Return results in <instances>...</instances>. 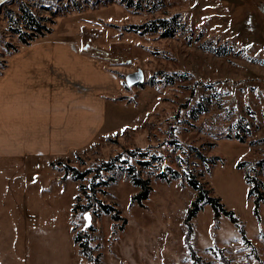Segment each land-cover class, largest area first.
Returning a JSON list of instances; mask_svg holds the SVG:
<instances>
[{
    "label": "rangeland",
    "instance_id": "1",
    "mask_svg": "<svg viewBox=\"0 0 264 264\" xmlns=\"http://www.w3.org/2000/svg\"><path fill=\"white\" fill-rule=\"evenodd\" d=\"M28 14L48 29L30 44L74 42L120 81V91L107 97L105 129L56 162L84 172L127 150L149 154L130 160L150 183L147 200H134L140 189L117 163L102 172L92 200L94 173L58 186L51 205L57 223L65 225L72 205L90 204L87 226L84 209L72 211V232L88 233L98 264H196L184 224L198 197L192 177L206 199L234 212L250 241L226 215L215 219L205 199L190 222L195 255L207 264H264V0H10L0 9V75L9 56L28 46L14 32L32 34ZM139 69L145 83L127 87L125 76ZM33 102L35 112H50ZM169 170L179 176L159 177ZM3 183L0 174V264H30L21 262L14 227L5 229L12 212L1 208ZM101 204L125 222L113 221ZM72 245V264H91Z\"/></svg>",
    "mask_w": 264,
    "mask_h": 264
},
{
    "label": "crops",
    "instance_id": "2",
    "mask_svg": "<svg viewBox=\"0 0 264 264\" xmlns=\"http://www.w3.org/2000/svg\"><path fill=\"white\" fill-rule=\"evenodd\" d=\"M119 91L118 78L69 40H41L7 59L0 75L1 208L12 212L5 229L11 225L21 239V262L72 264L69 245L79 252L74 205L64 226L51 213L57 187L71 180L63 181L51 163L85 149L105 129L107 97ZM35 100L50 112H35ZM25 201L32 208H25Z\"/></svg>",
    "mask_w": 264,
    "mask_h": 264
},
{
    "label": "trees",
    "instance_id": "3",
    "mask_svg": "<svg viewBox=\"0 0 264 264\" xmlns=\"http://www.w3.org/2000/svg\"><path fill=\"white\" fill-rule=\"evenodd\" d=\"M27 16H29L30 18V22H31V31L32 34L27 36V33H22V31H20L19 29L15 30L14 32L19 34L20 38H21V43H23V45H29L31 43L32 40H34L35 38H38L39 36H43L44 32L47 31V27L44 24H41L40 22H38L33 15L28 14ZM162 23V21H161ZM135 28V27H134ZM142 27L139 28H135V29H140ZM144 28V27H143ZM157 28L153 27L152 30H156ZM14 51H17V49H15ZM148 151H141L140 149H136L135 150H127L119 155H117L116 157H112L109 159V161H102V162H98V164L92 168H89L88 170L81 172L77 169H74L72 167H67L64 168L62 167L61 161H55L53 163H51V165L56 169H58L61 172H64V176L62 177V180H66L67 177L69 176V172L71 173V178L73 181H79L82 180L84 178H86V176H88L90 173H94V176L92 178V184L90 185V191L91 194L88 195L89 200H92L93 195L95 194V187L99 186L101 183L98 181L101 177H102V172L104 171H111L117 163H123V165H126V173L128 174V176L132 179L133 183L136 185V187H139L138 189H140L139 193L134 197V200L136 202H138V204H141L143 201L147 200L150 193H151V186L150 183L147 179H144L141 175H139V171L137 170L136 166L132 163H130L133 158L137 157V156H141L143 158H146L148 156ZM125 157V159H123ZM148 164V163H146ZM177 171L174 170H169V175L167 174H163L161 173L159 175V177L163 178V179H167L168 181L170 179H176L179 174H177ZM168 176V178H167ZM113 180V179H111ZM189 184L191 185V187L196 190L198 192V197L196 200L193 201L191 208L188 210L186 218H185V228H186V237H185V245L187 247V249L189 250V254H190V258L191 260H193L196 264H207L203 259H201L200 257H198L196 254V252L194 251V249L191 246V240H192V235H193V227L191 226V220L194 219L197 216V213L202 209V205H200L205 199H206V190L203 189L202 185L197 181L192 179V177L189 178ZM80 192L82 193L84 190L83 186L79 187ZM251 194V192H250ZM76 200H79V196L76 198ZM207 200V204H209L215 213V219H218L222 214L226 215L227 217H229L230 221L233 223V225L235 224L236 226L239 227V232L241 233L243 240L247 243L250 244V241L246 238L245 235V231L242 227H240V223L239 220L235 217L234 212L233 211H228L226 210L222 204H220L218 202L217 199L215 198H211L208 197ZM102 210L104 211L105 214H108L111 216L112 220L117 222V221H124L125 219H122L120 217L119 212L110 205L107 204H101ZM77 208H82L84 209V215L85 214H89L91 206L89 204V206L86 207H78L77 205H75L73 207V212L76 211ZM256 218L258 220H260L259 217V212H258V201H255V210L253 211ZM84 231V230H82ZM90 241L91 238L88 235V233H84V232H80L79 234H76L74 236V242L75 244H77V246H79V253L86 257L85 259H87L89 261V263L91 264H98L96 263L97 259L96 257L93 256V252L92 249L90 247Z\"/></svg>",
    "mask_w": 264,
    "mask_h": 264
},
{
    "label": "water",
    "instance_id": "4",
    "mask_svg": "<svg viewBox=\"0 0 264 264\" xmlns=\"http://www.w3.org/2000/svg\"><path fill=\"white\" fill-rule=\"evenodd\" d=\"M10 0H0V9ZM145 75L142 69H139L137 72H134L133 74H127L125 76V84L127 87H133L136 85H140L145 83ZM85 221H86V226L87 224H90L91 221V216L90 214H85Z\"/></svg>",
    "mask_w": 264,
    "mask_h": 264
}]
</instances>
